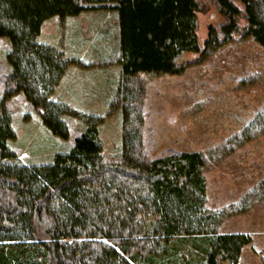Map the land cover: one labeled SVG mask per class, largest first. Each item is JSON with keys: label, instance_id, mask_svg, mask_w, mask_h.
Listing matches in <instances>:
<instances>
[{"label": "trees", "instance_id": "1", "mask_svg": "<svg viewBox=\"0 0 264 264\" xmlns=\"http://www.w3.org/2000/svg\"><path fill=\"white\" fill-rule=\"evenodd\" d=\"M109 1L117 12L121 70L119 160H104L101 119L88 118L91 123L68 154H56L45 165L18 162L6 145L15 137L8 99L24 101L63 140L71 135L63 116L84 118L51 99L78 61L36 41L42 24L54 16L107 9ZM206 5L221 21L207 25L200 43L198 15ZM246 38L264 47V0H0V40H9L10 67L6 71L0 64V264H237L250 236L217 230L226 216L247 210L264 180L234 213L208 210L202 154L146 159L144 88L137 76L180 75L225 43ZM241 136L239 144L253 138L247 128Z\"/></svg>", "mask_w": 264, "mask_h": 264}, {"label": "rangeland", "instance_id": "2", "mask_svg": "<svg viewBox=\"0 0 264 264\" xmlns=\"http://www.w3.org/2000/svg\"><path fill=\"white\" fill-rule=\"evenodd\" d=\"M99 4L103 3L94 5ZM105 5L110 9L66 18L54 16L42 24L36 40L39 44L79 60L61 78L51 99L84 118L63 116L71 133L63 140L52 135L24 101L8 99L15 137L6 145L17 152L18 162L45 165L56 154H68L73 139L91 123L88 118L101 119L97 131L104 160H119L123 127L116 97L121 80L117 12L111 8L112 2ZM198 20L202 43L207 25L216 27L221 18L213 6L206 5ZM8 49L9 40H0V64L6 71L10 70ZM189 58L191 54L184 55V59ZM137 77L144 88L140 103L146 159L171 152L202 154L206 160L205 207L234 213L244 196L264 180V47L252 38L229 41L180 75ZM2 91L0 84V101ZM246 128L253 138L239 144ZM248 205L243 213L226 216L217 232L249 235L250 243L242 248L237 264H264V189L257 191Z\"/></svg>", "mask_w": 264, "mask_h": 264}, {"label": "crops", "instance_id": "3", "mask_svg": "<svg viewBox=\"0 0 264 264\" xmlns=\"http://www.w3.org/2000/svg\"><path fill=\"white\" fill-rule=\"evenodd\" d=\"M108 9H110L109 7L107 8V9H103V10H108ZM199 21V20H198ZM116 23H117V21H116ZM97 24H99L100 25V23H98L97 22ZM198 27H199V23H198ZM197 33H198V30H197ZM79 61V60H78ZM86 66H88V65H86ZM73 71H70V74L72 73Z\"/></svg>", "mask_w": 264, "mask_h": 264}]
</instances>
